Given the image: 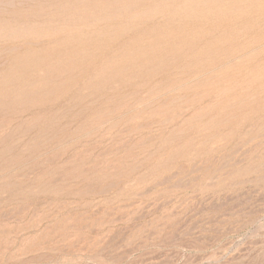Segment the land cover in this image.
<instances>
[{"label":"rangeland","instance_id":"1","mask_svg":"<svg viewBox=\"0 0 264 264\" xmlns=\"http://www.w3.org/2000/svg\"><path fill=\"white\" fill-rule=\"evenodd\" d=\"M0 264H264V0H0Z\"/></svg>","mask_w":264,"mask_h":264}]
</instances>
